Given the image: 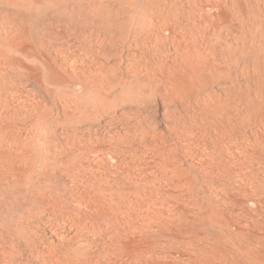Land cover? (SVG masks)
Instances as JSON below:
<instances>
[{
    "label": "bare ground",
    "instance_id": "1",
    "mask_svg": "<svg viewBox=\"0 0 264 264\" xmlns=\"http://www.w3.org/2000/svg\"><path fill=\"white\" fill-rule=\"evenodd\" d=\"M18 1L22 3L25 0H17V2ZM50 1H55L56 3L60 2V0ZM61 1L63 2V0ZM72 1H74L75 3V0ZM79 1L82 2V0ZM27 2L29 1L27 0ZM69 2L66 1L65 3L69 5ZM76 2L78 4V0ZM14 3L16 4V2ZM48 4L50 5V2H48ZM85 4L89 9L84 10L83 13L88 15V17L90 16V14L93 15L92 17L94 19L97 17H105L109 20L108 22L110 24V21H113L112 23H115L120 19V24L116 26L120 27H118L119 29L115 31V28H113V26L116 24H111L109 25V27L108 22H104L107 24L105 25L108 27V31L105 30V33H103V35H100V31L98 32L99 34L95 32L90 39L86 38L87 42L89 43V49H87L88 52L86 53L87 55L85 54L86 58L79 57V55L78 57L81 58L79 59L80 62L72 60L68 64H64L70 70V73L74 77V79L77 80L76 83L79 82L78 84L84 87L85 90L88 87H91V89L94 90H92V94L97 91V94L94 93V96L86 91L84 92L91 95L90 98H92L93 96V101L94 97H97L94 103L91 102L93 104L90 108L87 107V104V108L83 107L85 110L80 107L81 111L83 109V111L80 112V108L78 109L77 107V111L82 114L85 111L88 112L87 121H84L85 124L84 127H82H87L86 129H93L95 132L98 131L101 123L107 126V130L108 126H110V128L112 127L114 131H110L111 133L108 132L110 133V136L106 141H109L111 149H113L114 147H118L119 150L124 151H120V153H125L126 156L123 157L124 154L120 156L119 153L120 158L116 161L119 162L121 160L122 162L124 160L125 162H123L125 163V165H127L128 162L126 161H130L133 159L131 155L129 156L128 153L126 154L125 151H127L128 149V151H130L132 150V148H134L132 153L135 152L134 150L137 147L139 148L141 146L147 147L145 149L146 151L148 148H155L159 151H164L167 149L166 146L169 145L170 140L169 143H167L168 138L166 139V137H163V134H159L161 132H159L157 127L154 126V123L152 125V122H150V117L148 116L149 106L151 104H155L156 106H158V104H160L158 102L161 100V102L164 103V106L170 108V106L172 105L170 113L172 111V108H174L172 116H170L171 114L169 115L168 113V115L164 117L165 119L168 118L167 122L169 121V123H173H168L169 131L173 132L174 135L172 139L177 140L175 142H172L173 147L178 148L179 146L183 151L181 153V156H179L180 154L178 155L179 158H175V154L171 152V154H174V157L170 155V157L173 158H169V161L172 160L170 164L168 159L164 156L168 153L164 154L165 151L162 152L165 159H163V163L162 159L158 161V163L160 162L158 167L161 164L162 165L156 170L155 167H157V165L155 166L153 164L154 167L148 168L150 173L147 171H143L145 167H143L144 169L139 168L140 164L139 162H137L139 159H134L133 165L130 164V167L134 169H131L129 166H125L124 164L122 165L120 162L119 166L120 164L122 165L121 173H117L118 169H116L115 171H111L112 169H109L110 172H102L101 174H99L100 172L98 173L97 171V173L100 175L98 176V178H100V182L97 184H95V182L93 181L94 184L90 185H79V183H75L76 185L70 186L71 183H69V186H66L67 192H64L68 193L69 199L73 203L75 208L73 210H66L68 217H66L67 221L66 218H64V222L66 221L67 223H63V227L65 226L64 224H70V228H76L77 224L80 225V222H82L83 219L85 220L89 217V214H87L88 217L86 218L87 215L83 216L79 211H75L76 208L80 210L79 207L87 208L88 210H86L90 212V216L94 219V221L96 220L95 222H98H94L95 224L90 222L92 218L89 217L90 220L88 218V221L90 222V224H87L89 222L83 221L85 222V226L83 227L82 225V228H79L80 230L77 228L76 231L79 230L82 233H84L83 231H85L90 237L86 238L85 233V236H83V238H85V241L88 239V241L84 242V239L79 235L81 237L79 239L80 242L83 241L85 243V245H82L84 243H81V245L84 246V248L81 250H78V247L79 249L81 248L80 243L79 245L77 244V240L79 237H76L75 240L73 239L75 237L72 238V240H74L75 242L77 241L76 244L78 245V247L74 243L73 244L76 247L71 245L72 247H75L72 249V254L75 256V258L74 261L70 259L71 262L69 261L68 263L128 264L131 260H134L133 262L136 261L135 264H264V0H87ZM75 6L73 5L74 8ZM86 6L81 8L84 9ZM62 7L64 6L62 5ZM75 9L77 10V7ZM70 11L71 13L73 12V10ZM70 11L66 12L65 14H68ZM77 11L76 14L68 15H70L71 17H74V15H82V13L77 14ZM88 19L92 20L91 18ZM79 20L80 19H78L77 21L76 19L75 21L78 23ZM95 20L97 21L98 19ZM53 21L54 20H52V23L54 24ZM58 21L64 20L60 18V20ZM71 21H69V25L71 24L72 26L75 21L73 19L74 22L70 23ZM98 21H100V19ZM67 22L68 19L66 23ZM52 23L51 25H53ZM6 25L7 24H5L4 28L1 27L3 28L1 29L2 31L6 28ZM21 25L22 24H20L18 28H21ZM59 25L61 26V23ZM64 25H62V28H64ZM10 26H7L9 27V32H11ZM42 26L40 27V29L44 28L42 30H44L45 33L47 32L46 30L49 31V29L51 28L50 26L48 27V23L46 24V26H44L43 24ZM71 26L70 30L71 28L72 30L74 29V31L76 29L78 30V28L75 29L77 25H75L74 28ZM45 27L49 29H46ZM102 27H104V24ZM14 29L12 31H14ZM65 29H67L69 33H71L72 31H69V28H67V26L65 27ZM16 30L18 29H15V32H17ZM62 30L65 31L64 29ZM80 30H82V28H80ZM25 31L23 33H26V35L32 34V30H30L31 33H27L28 31ZM51 31L54 35V31ZM3 32L4 34H6V36H8L7 30H4ZM15 32H13V36L18 35H14ZM56 32L57 31H55V36H57ZM80 32L81 31H79V36H82L83 34H80ZM41 33L42 34L39 33L41 36L39 34H37V36L43 37V31ZM115 33H118V37H116ZM1 35L3 34H0V36ZM12 35L9 36V39H15V42L16 38H13ZM26 35H23V37H25ZM67 35L68 34H65V36ZM77 35L78 33L76 34V36ZM6 36L4 37V39L7 38ZM19 36L21 37V34ZM33 37H35L34 33ZM19 38L18 40L20 41ZM32 38L31 40L36 39ZM56 38L57 37H55V39ZM41 39L40 40L42 42H47L44 41L43 38ZM64 39V41H67L69 37ZM83 39L81 38V41H83ZM18 40L16 43H18ZM29 40L30 39H27V43H29ZM52 41H54V39H52ZM25 42L26 41H22V43ZM32 42L33 44H30V46L32 47H30L32 51L34 50L35 52L36 49H38L41 53H39L38 55H46V50H48L47 46L45 47L44 44H41L39 45V47L37 46L38 48L34 49L33 46L35 45L36 47V44L34 41ZM83 42L86 43V41ZM16 43L12 44V49L16 48ZM13 45L16 46L13 47ZM22 45L24 46V44ZM25 45L26 50L28 44ZM51 45L52 43L50 44V46ZM62 47L65 48V44L64 46L62 45ZM67 47L65 50L69 49ZM73 47L75 48L76 46ZM6 48H10V46ZM70 51L73 53L72 49ZM26 52L24 53L27 54ZM1 54L4 55V53ZM11 54H14V52H12ZM54 54L57 53L55 52ZM3 55L2 57H5V55ZM60 55L61 54H59V56ZM98 55L99 57L96 58V56ZM42 56L38 57L42 59ZM56 58L57 60H59L58 57ZM66 58L69 57H67L66 55ZM46 59L47 58H43L45 62H42L47 65V63H49V60L46 62ZM52 59L54 60V58ZM57 63L55 62L56 66L60 68L61 63L59 65H57ZM6 64H8V62ZM49 65L47 66V70H50L49 67L51 66ZM64 65L63 68H65L67 72L65 74H69V70L67 71ZM54 68L55 66L53 67V70ZM71 75H69V77ZM50 77L51 80H53V76ZM66 77L65 79L67 80L68 76ZM70 78L73 79L72 77ZM51 80L49 78V82ZM126 88H131V90L133 88H135L134 90H136V88L140 89L138 91L136 90L137 92L135 91L136 95L134 94V96H131V94L127 98H124L122 96L123 98H120L121 102L119 103V105H115L118 100L116 99V102L112 101L110 99L111 95H113L115 91L117 92V90L119 89H121V91L123 92L127 91V94L128 90H126ZM134 90H132V92ZM130 92L131 91H129V93ZM65 95L67 94H64V98L66 99ZM72 95L73 94L71 93V96ZM75 96H72L73 99ZM5 97L9 99V95H6ZM14 98H18V96ZM10 99L12 98L10 97ZM108 99H110L111 101L109 102ZM20 100L21 99L17 101L18 104L20 103ZM63 101H65L64 103L66 104L68 102H66V100ZM82 102H84L83 98ZM70 104L71 101L69 100L67 106H69ZM18 106L19 105H17V107ZM29 107L32 106L29 105ZM72 109L73 108L71 107V109L69 110ZM47 111H49V109ZM73 114L75 113L73 112ZM23 115H27V113H23ZM75 115L79 114L77 113ZM56 116L57 114L55 115V117ZM26 117L25 121H27L30 116L27 115ZM38 117L36 118V120L38 119ZM63 117L65 116L63 115ZM69 117H67V120ZM21 118L22 117L17 119ZM71 118L75 119L76 116ZM93 119L97 120V123ZM31 121L29 125H31ZM79 121H81V119H79ZM79 121L78 123H80ZM68 122L66 124H68ZM36 124L38 123L36 122ZM69 124H71V122ZM7 126L8 125H6V127ZM21 126L23 127L22 124ZM70 126H72V124ZM138 126H140L141 128L139 127L140 129H138ZM24 128L26 129V127ZM79 128L80 127L78 126L77 129L80 130L81 128ZM83 128L81 130H83ZM19 129L22 128L19 127ZM0 130H2V128ZM138 132H140L139 135H141V138L144 137V140H139V137H137ZM30 133L31 132H29V134ZM89 133L92 134L91 131ZM22 140H20V142L18 141V143L16 142L17 144L15 143L16 147L12 145V147L10 148V143L7 144V146H9V149L7 148V150L13 155L14 159H10V162L6 161L4 163L3 160L2 162H0V183L3 181L6 184L10 182L9 188L13 186V183H15V186L16 184H19L21 189L20 193H22L23 195V197H21L22 199H24V203L26 204L28 210L33 209L35 202L37 201V203H39L41 198V201L43 203H39L40 206L38 204L36 205L38 211L39 209H42L44 205V207L48 205L49 208L53 209L49 212L54 211L55 209H57L58 213H60V211H65L66 206L63 207L62 204L59 203L63 199L61 197L59 199L58 195L53 193L50 189H45V187H42L41 185L43 179L47 180L50 177L51 173L49 170H47L48 167L46 169V164H44V162L42 161L43 163L40 166L41 169L38 168L37 171H32L33 160L29 158L31 152L30 154H28L29 152H27V154L24 153L23 145L25 146L27 142L24 143ZM102 140H98V142H101ZM46 141L44 140L43 142ZM71 141L74 142V140ZM12 142H14V140L11 141V144H13ZM66 143L68 144V142ZM95 143L97 142L95 141ZM33 144L35 143L32 142L31 145L33 146ZM103 144L104 142L101 143V145ZM17 145H20V147ZM2 146H0V148ZM103 146H99V150H101L100 148L104 149L106 147L105 146L103 148ZM169 147L172 148V145ZM138 148L136 150H138ZM30 149L33 148L31 147ZM157 150L156 153H158ZM173 150L175 151L174 148ZM85 151L86 150H84L83 152ZM112 151L113 150H108V152ZM166 151L169 152L168 149ZM38 152L40 151L38 150ZM39 155L40 157L42 156L41 154ZM97 155L99 154L97 153ZM102 155H104V153H102ZM127 155L132 159H127ZM141 155L138 154V156ZM154 155V157L159 156L158 154ZM148 156V159H152L150 155ZM45 157H48V155ZM3 158L6 159V157H2V159ZM107 161L108 160H104L103 162L102 160L105 168H110L109 165L112 164L108 163H111V161ZM139 161L142 162L143 160ZM102 162H99V164H102ZM5 164H7L6 166H9V171L8 169H6L7 167H5ZM38 164L39 163L37 162V165ZM141 164L143 165L144 162ZM104 165H101L103 166V169H105ZM113 166V168H117L118 164L116 163V166L113 164ZM42 168H44V171H42ZM81 168L83 167L81 166ZM17 169L18 172L16 171ZM30 169L33 173L35 172V174L31 175L32 177H29L30 179H26L27 182H25L24 178L28 176L26 175L27 173L25 174V172L30 171ZM65 170L63 171L65 172ZM63 171H61V173ZM20 172H22V174H25L26 177L24 175L23 177ZM83 178L82 182L84 180ZM11 180L14 182H11ZM17 180L19 182H17ZM73 180L78 179L75 178ZM6 184L3 189L0 187V195L2 192H6L7 189L4 190L8 187V185ZM13 188L14 186L12 187V190ZM41 190L43 192L40 197L39 195L41 194ZM37 192L40 194L37 195ZM61 208L63 211L60 210ZM67 211L71 213L69 214ZM24 213L25 212H23V214ZM66 213L64 214L66 215ZM17 218L19 219V217ZM58 219H55V221H57ZM48 221V225H51L52 227L56 226V223L50 224L48 223ZM25 222L26 225H28L29 221L27 220L24 221V223ZM43 223L45 224L46 222L43 221ZM58 223V226H61V222L58 221ZM34 224L36 225L38 223L35 222ZM47 224H45L46 226H44L46 228L50 227ZM14 226L15 225H13V227ZM18 226L17 228L21 231L22 229ZM3 228L6 229V227ZM43 230L42 232H44ZM66 230L67 229H65V232ZM72 230L73 232L71 233H74L75 229ZM16 231L17 230H15V233L12 234L13 236L16 235L17 232L19 233V230L17 232ZM79 231L77 232V234L80 233ZM21 232L23 233V230ZM30 234L29 238L32 236H30ZM34 234H36V232ZM16 236H14L13 238H15ZM36 236L38 237L39 233ZM61 240H63V238ZM67 240L66 242H68ZM2 241L6 242V239ZM5 242L3 243L5 244ZM3 243L0 244V264H7L5 261L7 259V248H5L6 244L4 245ZM54 243H57L55 249L57 247L59 248L60 246L63 247V245H58L60 242ZM27 245H29V243ZM51 245L53 247L54 244L52 243ZM52 247L49 250L50 253H52L51 251H53L51 250ZM72 247L69 246L68 248ZM39 249L41 250V248ZM74 249L78 251L75 252ZM40 250L37 252H40ZM42 250L44 251V249ZM42 252H40V254ZM50 253L47 254L50 255ZM56 253H59V256L62 255L59 251H56L55 254ZM35 254L37 253H34V255ZM49 255L45 258H47V260H50V263H46L45 261L47 260H45L44 262L46 264H68L64 262V259H66L65 257H63L64 252L62 255L64 259H61L59 256L54 257L52 255V257H49ZM36 257L41 258L39 256H35V258ZM43 257L44 256H42V258ZM41 261L42 260H40L39 262ZM40 264H44L43 261Z\"/></svg>",
    "mask_w": 264,
    "mask_h": 264
},
{
    "label": "rangeland",
    "instance_id": "2",
    "mask_svg": "<svg viewBox=\"0 0 264 264\" xmlns=\"http://www.w3.org/2000/svg\"><path fill=\"white\" fill-rule=\"evenodd\" d=\"M20 1H22V0H20ZM29 2H27V0H25L24 2H17V0H0V31H1V33L0 34H3V35H1L0 36V51H1V53H4V55L5 54H7V53H9V54H7V55H5V57H2V55L3 54H1L0 53V129L2 128V130H0V146H2L1 148H0V150L1 151H4V152H1L0 153V162H2V160H3V162L5 163L6 161L7 162H10V159H14V157H13V155L7 150V148L9 149V146H10V148L12 147V145H14L15 146V143L17 142L18 143V141L20 142V140H22V139H24V140H22L24 143L25 142H27L26 143V145L24 146L23 145V147H24V153H26L27 154V152H29L28 154H30V152H31V154H30V156H29V158H31V160H33L32 161V163H33V167H32V171H34V170H38V168H40L41 169V164L44 162V164H46V169H47V167H48V169L47 170H49L50 171V177L46 180V179H43L42 180V183H41V185H42V187H45V189H50L53 193H55L56 195H58V198L60 199V197L63 199H61L62 201L61 202H59V199H58V202L59 203H61L62 204V206L63 207H65V211H63L62 210V208L60 209V210H62L64 213H66V210H73L74 208H75V206L73 205V203L70 201V199H69V196H68V193H66L67 191H66V188L69 186V183H71L70 184V186L71 185H76L75 183H79V185H90V184H94V182H95V184H97V183H99L100 182V178H98V176H100L99 174H101L102 172L103 173H108V172H110V170L111 171H115L116 169H118L117 170V173L118 172H120L121 173V171H122V165L124 164L125 165V161L123 162H121V160L119 161V162H117L116 160H119V158H120V156L121 155H123V157H125L126 155H125V153H120V151L121 152H124V151H122V150H119V148L118 147H114L113 149H111V147H110V145H109V141H106L107 139H108V137L110 136V133L112 132V131H114V129L111 127L110 128V126H108V130H107V126L105 125V124H100V127L99 128H101V129H99L98 128V131L97 132H95L93 129H90L89 127V129H86L87 127H85V128H83L84 127V121H87V117H88V112H83V114L82 113H80V112H82L83 111V109L84 108H87V107H91L92 106V104L95 102V99L97 98V97H94V101H93V96H94V93H96L97 94V91H95L93 94H92V90L93 89H91V87H88L86 90H85V88L84 87H82L81 85H79L78 83H76L77 82V80L76 79H74V77L71 75V73H70V70L64 65L65 63L66 64H68L69 62H71L72 60L74 61H76V62H80L79 61V59H81V58H79V57H82V58H86V56H85V54L88 52V50L87 49H89V43L87 42V39H90L92 36H93V34L96 32L97 34H99L100 33V35L102 34L103 35V33H105V30H107L108 31V27L106 26L107 24L106 23H104V22H108L109 20L108 19H106L105 17H101V18H95V19H100V21H96L92 16V14H90V16L88 17V15H86L85 13H83V11L84 10H86V9H89L88 8V6H86V4H85V2L87 1V0H82V2H80L79 0H78V4H77V0H75V3H74V1H72V0H70V2H69V0H63V2L60 0V2H55V1H48V0H34V1H31V0H28ZM31 1V2H30ZM42 1H43V3H42ZM59 1V0H58ZM69 2V5L67 4V3H65V2ZM14 2H16V4L14 3ZM33 2H35V3H33ZM40 2V3H39ZM48 2H50V5L48 4ZM56 4H55V3ZM73 2V3H72ZM21 5H20V4ZM30 3H31V5H30ZM61 3V4H60ZM84 3V4H83ZM15 4V5H14ZM34 4H36V5H34ZM41 4V5H40ZM13 5V6H12ZM44 7H43V6ZM47 5V6H46ZM58 5H59V7H58ZM62 5L64 6V7H62ZM73 5L75 6V8L77 7V10L80 8V9H82V10H76L74 7H73ZM86 6L84 9L83 8H81V7H84V6ZM27 6V7H26ZM32 6V7H31ZM34 6H36V7H34ZM54 6V7H53ZM67 6H69V7H67ZM80 6V7H79ZM30 8V10H29V8ZM62 7V8H61ZM27 8V9H26ZM44 8H46V9H44ZM17 9V10H16ZM70 10H73V12L71 13V11ZM6 11V12H5ZM30 11V12H29ZM35 11V12H34ZM63 11V12H62ZM68 11H70L68 14H70V15H72V14H76V11H77V14H79V13H82V15H74V17L72 16H70V15H68V14H65L66 12H68ZM82 11V12H81ZM13 12V13H12ZM15 12V13H14ZM18 12V13H17ZM62 14H61V13ZM11 13H12V15H11ZM44 15V16H43ZM66 16H70L69 18L68 17H66ZM82 16H84V17H82ZM8 17V18H7ZM62 19V20H64V21H58V20H60V18ZM93 18L92 20H89L88 18ZM19 18V19H18ZM25 18V19H24ZM42 18V19H41ZM59 18V19H58ZM65 18V19H64ZM86 18H87V20H86ZM9 19H10V21H9ZM67 19H68V22L66 23V21H67ZM71 19H72V21H71ZM73 19H74V21L77 19V21H78V19H80L79 20V22L77 23L76 21H75V25H77V27H75V29L76 28H78V30L76 29L75 31H74V29L72 30V28H71V30H70V26H71V24L69 25V21H71L70 23H72V22H74L73 21ZM25 20V21H24ZM31 20V21H30ZM52 20H54L53 22H54V24L52 23ZM94 20V21H93ZM120 20V19H119ZM118 20V21H119ZM21 21H23V22H21ZM89 21H93V22H89ZM118 21H116L115 23H112L113 21H110L111 22V24H116V25H114L113 26V28H115V31L117 30V29H119L118 27H120V26H118V27H116L117 25H119L120 24V21L118 22ZM11 22V23H10ZM36 22V23H35ZM41 22V23H40ZM57 22V23H56ZM59 22V23H58ZM97 22V23H96ZM45 23V24H44ZM48 23V27L50 26L51 28L49 29V28H47V27H45L46 29H49V31L48 30H46L47 32L45 33V31L44 30H42V29H44V28H42V29H40V27L42 26V24L44 25V26H46V24ZM49 23H50V25H49ZM51 23L53 24V25H51ZM61 23V26L59 25ZM64 23H65V25H64ZM3 24V25H2ZM5 24H7L6 25V28L4 29L5 31L7 30V32H5V33H7L8 34V36H6V34H4V30L2 31L1 29H3L4 28V26H5ZM9 24V25H8ZM15 24V25H14ZM20 24H22L21 25V28L19 27L18 28V26H20ZM24 24V25H23ZM56 24H58V25H56ZM74 24H72V26L71 27H73L74 28ZM103 24H104V27H102L103 26ZM106 24V25H105ZM109 22H108V26L109 25H111ZM11 25V26H10ZM62 25H64V28H62L63 26ZM74 25V26H73ZM80 25V26H79ZM84 25H85V28H84ZM99 25V26H98ZM101 25V26H100ZM7 26H10V29H11V32H9L10 30H9V27H7ZM13 26V27H12ZM15 26V27H14ZM67 26V28H69V31H71V33H69L68 32V30L67 29H65V27ZM1 27H3V28H1ZM24 27V28H23ZM43 27V26H42ZM59 27H61V28H59ZM107 27V28H106ZM110 27V26H109ZM18 29V30H16L17 32H15V29ZM80 28H82V30H80ZM14 29V31H12ZM40 29V30H39ZM56 29V30H55ZM62 29H64L65 31H67V32H65V31H63ZM84 29V30H83ZM94 29V30H93ZM99 29V30H98ZM26 30V31H25ZM30 30H32V34H28V35H30V36H28V35H26V33L24 34L23 32L25 31V32H27V33H31L30 32ZM43 31V33H44V35H42L43 37H39V36H37V34H42L41 32ZM51 30H55V31H57L56 33H57V36H55L56 34H55V31H54V35L52 34V31ZM102 30H103V32H102ZM37 31H40V32H37ZM79 31H81L80 32V34L82 33L83 35L81 36H79ZM100 31V32H99ZM114 31V32H115ZM13 32H15L14 33V35H17V36H13L12 34H13ZM51 32V33H50ZM75 32H77L78 33V35L76 36V34L77 33H75ZM99 32V33H98ZM102 32V33H101ZM119 32V31H118ZM21 34V37L19 36L20 34ZM33 33H34V35H35V37H33ZM74 33H75V35H74ZM92 35H91V34ZM13 36V38H16V41L14 42V40L15 39H12L11 37V39H9V36H11V35ZM39 34V35H40ZM48 34V35H47ZM50 34H51V36H50ZM65 34H68L67 36L69 37V39H67V41H64L65 39L64 38H68L67 36H65ZM86 34V35H85ZM23 35H26L25 37H23ZM65 36V37H63V36ZM115 35H116V37H118V33H115ZM7 37L8 39H9V41H8V39L7 38H5L4 39V37ZM20 38H19V37ZM28 36V37H27ZM33 38H36V36H37V38L36 39H33ZM41 36V35H40ZM47 36H49V37H47ZM53 36H54V38H53ZM59 36V37H58ZM74 36V37H73ZM76 36V37H75ZM80 38H79V37ZM29 37H31L33 40H31V38H29ZM46 37H47V39H46ZM51 37H52V39H54V41H52V39H51ZM55 37H57L56 39H55ZM18 38L20 39V41L18 40ZM22 38V39H21ZM25 38H27V39H30L31 40V42L32 41H34L35 42V44H36V47H35V45L33 46L34 47V49L35 48H38L39 47V45H41V44H44L45 45V47L47 46V49L48 50H46V55H38L40 52H39V50L38 49H36V51L34 52V50L32 51V47L30 46V44L32 45L33 44V42L31 43L30 42V40L28 41L29 43H27V39H25ZM41 38H43L44 39V41H47V42H42L40 39ZM72 38V39H71ZM76 40H75V39ZM79 38V39H78ZM81 38L83 39V41H86V43L85 42H83V41H81ZM87 38V39H86ZM6 39H7V41H6ZM25 39V40H24ZM39 39V40H38ZM50 39V40H49ZM62 39V40H61ZM71 39V40H70ZM74 39V40H73ZM86 39V40H85ZM2 40H4V41H2ZM17 40H18V43H16L17 42ZM49 40V41H48ZM56 40H58V41H56ZM73 40V41H72ZM22 41L24 42V41H26L25 43H22ZM56 41V42H55ZM21 42V43H20ZM58 42V43H57ZM62 42V43H61ZM64 42V43H63ZM73 44H72V43ZM81 42V43H80ZM9 43H10V45H9ZM13 43H16V45L19 47H17L16 45H13V47H15L16 46V48H13L12 49V44ZM52 43V45L50 46V44ZM74 43H75V45H74ZM22 44H24V46L21 45ZM25 44H28V46H27V48H26V50H27V52H26V50H25ZM46 44H48V45H46ZM58 44H59V47H58ZM64 44H65V48L64 47H62V45L64 46ZM70 44V45H69ZM86 44V45H85ZM95 44V43H94ZM4 45V46H3ZM7 45V46H6ZM20 45V46H19ZM54 45V46H53ZM80 45V46H79ZM9 47L10 46V48H6V47ZM38 46V47H37ZM60 46H61V48H60ZM68 46V47H67ZM73 46H76L75 48L73 47ZM87 46H88V48H87ZM31 47V48H30ZM51 47H52V49H51ZM66 47L67 48H71L72 50H73V53L69 50V49H67L68 50V52H67V50H65L66 49ZM85 47V48H84ZM95 47H96V45H95ZM2 48V49H1ZM3 48H5V49H3ZM21 48V49H20ZM74 48V49H73ZM6 49H7V51H6ZM16 49H17V51H16ZM24 49V50H23ZM29 49H31V50H29ZM63 49V50H62ZM16 52H15V51ZM10 51H11V53L12 52H14V54H11L10 53ZM30 51V52H29ZM64 51H66V52H64ZM82 53H81V52ZM84 51V52H83ZM24 52H26L27 54H25ZM49 52V53H48ZM57 53V54H54V53ZM61 52H63V53H61ZM16 53V54H15ZM24 53V54H23ZM65 53H66V55H67V57H69V58H66V55H65ZM41 54V53H40ZM55 55V57H54V55ZM59 54H61L60 56H59ZM3 55V56H4ZM24 57H23V56ZM51 55H53V56H51ZM56 55H58V56H56ZM80 55V56H79ZM87 55V54H86ZM6 56H9V57H6ZM38 56H42V59L40 58V57H38ZM61 56H62V58H61ZM79 56V57H78ZM2 57V58H1ZM56 57H58L59 58V60H57V58ZM99 57V55L98 56H96V58H98ZM7 58V59H6ZM43 58H47L46 59V62L48 61L49 63H50V65H49V63H47V65L45 64V63H43V62H45V60H43ZM52 58H54V60L52 59ZM18 59V60H17ZM62 60H63V62H62ZM70 60V61H69ZM43 61V62H42ZM52 61H53V64H52ZM57 61H58V63H57ZM60 61V62H59ZM8 62V64H6ZM24 62V63H23ZM36 64H35V63ZM55 62L57 63V65H59L60 63V68L58 67V66H56V64H55ZM38 63V64H37ZM25 64V65H24ZM33 64V65H32ZM6 65V66H5ZM8 65V66H7ZM21 67H20V66ZM51 66V67H49L50 68V70H47L48 68H47V66ZM63 65H64V67H66V69H67V71H68V73L69 74H65V73H67L66 72V70H65V68H63ZM10 66V67H9ZM13 66V67H12ZM35 66V67H34ZM55 66V68H54V70H53V67ZM38 67V68H37ZM61 67H62V69H61ZM17 69V70H16ZM20 69H21V71H20ZM19 70V71H18ZM56 70V71H55ZM65 71V72H64ZM41 72V73H40ZM57 72V73H56ZM28 74V75H27ZM30 75H32V76H30ZM54 75H55V77H54ZM62 75V76H61ZM64 75H66V76H68V79L66 80L65 79V77L66 76H64ZM69 75H71L70 77H72L74 80H75V83H74V80L73 79H71L70 77H69ZM50 76H53L52 77V79L53 80H51V77ZM61 76V77H60ZM24 77V78H23ZM26 77V78H25ZM28 77H30V78H28ZM34 77V78H33ZM28 78V79H27ZM49 78H50V82H49ZM67 78V77H66ZM22 79V80H21ZM25 79V80H24ZM36 79V80H35ZM45 79V80H44ZM60 79V80H59ZM72 80V82H71V80ZM23 80H24V82H23ZM27 80H28V82H27ZM70 82H69V81ZM38 81V82H37ZM54 81V82H53ZM47 82V83H46ZM52 82V83H51ZM66 82H68V83H66ZM21 83V84H20ZM62 83V84H61ZM65 83V84H64ZM52 84V85H51ZM59 84V85H58ZM18 87H17V86ZM20 85V86H19ZM5 86V87H4ZM19 90H18V89ZM12 89V90H11ZM21 89V90H20ZM91 89V90H90ZM118 89V88H117ZM135 88H133L132 90H134ZM140 88H136V90L138 91ZM73 90H74V92H73ZM90 90V91H89ZM120 90V91H119ZM119 90H117V92L115 91V95L113 94V95H111V97H110V99L112 100V101H117L118 100V102H113V103H115V105H119V103L121 102V99L124 97V98H127V97H129V95L131 94V96H134V94L136 95V93H135V91L136 90H134L133 92H132V90H131V88H126V90H128V93H129V91H131L129 94L127 93L126 94V92H123V91H121V89H119ZM21 91V92H20ZM66 93H65V92ZM72 91V92H71ZM88 92L89 94H91V95H93L92 96V98H90V96L91 95H89V94H87V93H84V92ZM94 91V90H93ZM125 91V90H124ZM136 91V92H137ZM7 92V93H6ZM16 92V93H15ZM60 92V93H59ZM70 93V95H69V93ZM91 92V93H90ZM123 92V93H122ZM6 93V94H5ZM9 93V94H8ZM71 93L73 94L72 96H75L74 97V99H73V97L71 96ZM81 93H82V95H81ZM119 93V94H118ZM4 94V95H3ZM11 94V95H10ZM18 94H20L21 95V98H20V95H18ZM60 94V95H59ZM64 94H67L68 95V97H67V95H65V97H66V99L64 98ZM75 94V95H74ZM85 94V95H84ZM96 94H95V96H96ZM126 94V95H125ZM8 96L9 95V99H7V97H5V96ZM87 95H88V97H87ZM119 95V96H118ZM128 95V96H127ZM18 96V98H14V97H17ZM42 96V97H41ZM70 96H71V98H70ZM78 96V97H77ZM82 96H84L85 97V99H84V97H82ZM113 96V97H112ZM123 96V97H122ZM10 97L12 98V99H10ZM77 97V98H76ZM83 98V101L84 102H82V98ZM108 97V98H109ZM5 98V99H4ZM63 98V99H62ZM68 98V99H67ZM87 98V99H86ZM121 98V99H120ZM17 99V100H16ZM19 99H21L19 102V104L17 103V101L19 100ZM29 99V100H28ZM54 99V100H53ZM72 99V100H71ZM81 99V100H80ZM92 99V100H91ZM110 99H108L109 100V102L111 101ZM117 99V100H116ZM3 100V101H2ZM7 100V101H6ZM10 100V101H9ZM61 100V101H60ZM63 100H66V102H67V104L66 103H64L65 101H63ZM69 100L71 101V104L69 105V106H67L68 105V103H69ZM12 101V102H11ZM32 101V102H31ZM73 101H75V102H73ZM81 101V102H80ZM7 102V103H6ZM23 102V103H22ZM30 102V103H29ZM85 102H87V103H85ZM91 102H93V103H91ZM10 103V104H9ZM22 103V104H21ZM28 103V104H27ZM33 103V104H32ZM35 103V104H34ZM79 103V104H78ZM158 103H160V104H158V106H156L155 104H151L150 106H149V110H148V116L150 117V122H152V125H153V123H154V126L155 127H157V129H158V131L159 132H161V133H159V134H163V137L165 138L166 137V139L168 138V142L167 143H169V140H170V143H169V145L168 146H166L167 147V149H168V151L169 152H167L166 150H164L165 151V153L164 154H167V155H164L167 159H168V161H169V158L170 159H173V158H171L170 157V155H172L173 157H174V154H175V158H179V156H181V153H182V149H180V147L178 146V148L176 147H173V141L175 142V141H177V140H175V139H172L173 137H174V135H173V132H170L169 131V128H168V123H169V121L167 122V120H168V118H166L165 119V117L164 116H166V115H168V113H169V115L170 116H172V114H173V109L174 108H172V111H171V113H170V109H171V107H172V105L170 106V108L169 107H167V106H164V103L163 102H161V100L158 102ZM163 103V104H162ZM15 104V105H14ZM24 104V105H23ZM27 106H26V105ZM65 104H66V106H65ZM88 104V105H87ZM89 104H91V105H89ZM17 105H19L18 107H17ZM24 106V107H22V106ZM29 105L30 106H32V107H29ZM56 105V106H55ZM86 105H87V107H86ZM15 106V107H14ZM58 106V107H57ZM16 107H17V109H16ZM20 107H22V108H20ZM26 107H27V109H26ZM57 107V108H56ZM71 107L73 108L72 110H69V109H71ZM77 107H78V109L81 107V108H83L82 109V111H81V108H80V112H78L77 110ZM166 107V108H165ZM3 108V109H2ZM36 108V109H35ZM76 108V109H75ZM93 108V107H92ZM6 109H8V110H6ZM49 109V111H47ZM63 109H65V110H63ZM75 109V110H74ZM167 109H168V111H167ZM15 110V111H14ZM20 110V111H19ZM25 110V111H24ZM55 110V111H54ZM85 110V109H84ZM119 110V109H118ZM16 111H18V112H16ZM29 111V112H28ZM35 111V112H34ZM46 111V112H45ZM66 111V112H65ZM72 111V112H71ZM77 111V112H76ZM15 112V113H14ZM24 114H26L27 113V115L28 116H30L29 117V119L27 120L28 121V123H27V121H25V119L27 118L26 116L27 115H23V113ZM34 113V114H32V113ZM42 112H44V113H42ZM48 112V113H47ZM50 112V113H49ZM52 112V113H51ZM62 112H63V114H62ZM68 112V113H67ZM71 112V113H70ZM73 112L75 113V114H79V115H75V114H73ZM54 113V114H53ZM66 113H67V115H66ZM72 114V115H70V114ZM32 114V115H31ZM40 117H38L37 115ZM43 114V115H42ZM57 114V116L55 117V115ZM87 114V115H86ZM12 115V116H11ZM15 115V116H14ZM17 115V116H16ZM23 115V116H22ZM34 115V116H33ZM38 117V119L36 120V116ZM50 115V116H49ZM63 115L65 116V117H63ZM76 116V118L75 119H72L71 117H75ZM15 118H14V117ZM70 116V117H69ZM109 116V115H108ZM111 116V115H110ZM146 116V115H145ZM20 118V117H22L21 119H17V118ZM26 117V118H25ZM67 117H69L68 118V120H67ZM56 118V119H55ZM63 118V119H62ZM93 118H95V117H93ZM32 121H31V120ZM41 119V120H40ZM58 119V120H57ZM72 119V120H71ZM79 119H81V121H79ZM23 122H22V121ZM47 120V121H46ZM57 120V121H56ZM61 120V121H60ZM71 120V121H70ZM80 122V123H78V121ZM94 120V119H93ZM4 121V122H3ZM21 121V122H20ZM30 121H31V125H29L30 124ZM44 121V122H43ZM69 121V122H68ZM94 121H96V123H97V120H94ZM10 122V123H9ZM17 122H18V124H17ZM27 123V124H25V123ZM36 122L38 123V124H36ZM59 122V123H58ZM63 122H65V123H63ZM68 122V124H66ZM71 122V124H72V126H70L71 124H69ZM15 123H16V125H15ZM19 123H20V126H19ZM49 123V124H48ZM21 124L23 125V127L21 126ZM24 124H25V126H24ZM63 124V125H62ZM82 129L83 128V130H81L80 128V130H78L77 129V125ZM81 124V125H80ZM164 124H166V125H164ZM169 124H173V123H169ZM6 125H8L7 127H6ZM14 125V126H13ZM74 125H76V126H74ZM12 126V127H11ZM83 126V127H82ZM19 127L20 128H22V129H19ZM24 127H26V129L24 128ZM29 127H30V129H29ZM51 127V128H50ZM70 129H69V128ZM140 126H138V129H140L139 128ZM7 128H9V129H7ZM105 128V129H104ZM52 129V130H51ZM73 129H76V130H73ZM86 129V130H85ZM110 129V130H109ZM113 129V130H112ZM4 130V131H3ZM7 130V131H6ZM10 130H12V131H10ZM19 130H21V131H19ZM29 130H31V131H29ZM85 130V131H84ZM169 131V133H168V131ZM25 131H27V132H25ZM31 132L30 134H29V132ZM34 131V132H33ZM53 131V132H52ZM79 131H81V132H79ZM84 133H83V132ZM92 132V134L91 133H89V132ZM104 133H103V132ZM106 131V132H105ZM111 131V132H110ZM163 131V132H162ZM64 132V133H63ZM94 132V133H93ZM108 132H110V133H108ZM48 133V134H47ZM96 133H98V134H96ZM108 133V134H107ZM9 134V135H8ZM63 134V135H62ZM69 134V135H68ZM94 134H95V136H94ZM140 134V132H138V134H137V137H139V140H144V137H142L141 138V135H139ZM7 135V136H6ZM28 135V136H27ZM68 135V136H67ZM79 135V136H78ZM91 135V136H90ZM63 136V137H62ZM90 136V137H89ZM47 137V138H46ZM99 139H98V138ZM15 138H16V141H15ZM19 140H18V139ZM46 138V139H45ZM65 139V140H64ZM74 140V142L73 141H71V140ZM103 139V140H102ZM8 140V141H7ZM14 140V142H12L13 144H11V141H13ZM46 141V142H43V141ZM68 140V141H67ZM98 140H102L101 142L99 141L98 142ZM105 140V141H104ZM4 141H5V143H4ZM90 141H91V143H90ZM95 141L97 142V143H95ZM32 142H34L35 144H33V146L31 145L32 144ZM41 142V143H40ZM59 142V143H58ZM63 142V143H62ZM66 142H68V144L69 145H71V146H69ZM72 142V143H71ZM84 142V143H83ZM102 142H104V144L103 145H105V146H103V145H101V143ZM10 143V145L9 146H7V144H9ZM16 143V144H17ZM89 145H88V144ZM95 143V144H94ZM4 144H5V146H4ZM60 144V145H59ZM42 145H47V146H42ZM88 145V146H87ZM91 145H92V148H91ZM172 145V148L171 147H169V146H171ZM177 145H179V144H177ZM17 146H19L20 147V145H17ZM99 146L101 147V146H103V148L104 149H102V148H100L101 150H99ZM16 147V146H15ZM14 147V148H15ZM33 148V149H27V148ZM43 147V148H42ZM46 149H45V148ZM90 147V148H89ZM109 147H110V149H109ZM113 147V146H112ZM27 149V151H26V149ZM51 148V149H50ZM68 148V149H67ZM94 148H96V149H94ZM118 148V149H117ZM138 148V147H137ZM136 148V149H137ZM147 147H143V146H141V147H139L138 148V150H134L135 152H133L132 153V151H133V149L134 148H132V150H130V151H125L126 152V154L128 153L129 154V156L131 155L132 156V158L130 157L129 158V156L127 155V159H132V160H130V161H126V162H128V164L127 165H125V166H131V165H133V160L134 159H139V160H143L142 162H140L139 160L137 161V162H139V164H140V166H139V168H141V169H144L143 167H145V169L143 170V171H147V172H149L150 173V171L148 170V168L149 167H154L153 166V164L156 166L157 165V167H155V169L157 170L159 167H158V165H159V163H158V161H160L161 159H162V163H163V159H165V157L163 156V153L162 152H164V151H159V150H157V149H155V148H148L147 149V151L145 150ZM169 148H170V150H169ZM173 148L175 149V151L173 150ZM88 149V150H87ZM90 149V150H89ZM115 149H117V150H115ZM140 149V150H139ZM12 150V149H11ZM29 150V151H28ZM34 150V151H33ZM37 150V151H36ZM38 150L40 151V152H38ZM50 150V151H49ZM69 150V151H68ZM84 150H86L85 152H83ZM97 150H99V151H97ZM108 150H113L112 152H108ZM146 152H145V151ZM151 150V151H150ZM153 150H155V151H153ZM156 150H157V152L158 153H156ZM14 151V150H13ZM47 151H49V152H47ZM97 151V152H96ZM105 151V152H104ZM115 151V152H114ZM138 151V152H137ZM150 151V152H149ZM41 152H43V153H41ZM62 152V153H61ZM66 152V153H65ZM151 152H153V153H151ZM171 152H173L172 154H171ZM176 152V153H175ZM7 153V154H6ZM41 154L42 156L40 157V155L39 154ZM52 153V154H51ZM76 153V154H75ZM91 153V154H90ZM97 153L99 154V155H97ZM102 153H104V155H102ZM108 153V154H107ZM110 153V154H109ZM114 153V154H113ZM119 153H120V156H119ZM170 153V154H169ZM10 154V155H9ZM34 154V155H33ZM48 155V157H45V156H47ZM66 154V155H65ZM112 154V155H111ZM117 154V155H116ZM138 154L139 155H141V156H138ZM146 154H147V156H146ZM154 154H158L159 156H157V157H154L155 155ZM180 154V155H179ZM6 155V156H5ZM32 155V156H31ZM100 155H102V156H104V157H102V156H100ZM113 155H114V158H113ZM148 155H150L151 157H152V159L150 158V159H148L147 157H149ZM169 155V156H168ZM179 155V156H178ZM27 156V157H28ZM50 156V157H49ZM67 156V157H66ZM119 156V157H118ZM144 156V157H143ZM163 156V157H162ZM178 156V157H177ZM2 157H6V159H2ZM63 157V158H62ZM96 157V158H95ZM101 157H102V159H101ZM118 157V158H117ZM138 157V158H137ZM154 157V158H153ZM41 158V159H40ZM78 158V159H77ZM98 158H100V159H98ZM104 158V159H103ZM140 158H143V159H140ZM148 159V160H146V159ZM38 159V160H37ZM49 159V160H48ZM61 159V160H60ZM68 159H69V161H68ZM110 159V160H109ZM9 160V161H8ZM81 160H83V161H81ZM100 160V161H99ZM102 160H103V162H104V160H108V161H111V163H108V164H112V165H109V167L110 168H105V165L103 164V162H102ZM156 160H157V162H156ZM12 161V160H11ZM35 161V162H34ZM40 161V162H39ZM43 161V162H42ZM47 161H48V163H47ZM50 161V162H49ZM61 161V162H60ZM65 161V162H64ZM71 161V162H70ZM107 161V162H108ZM147 163H146V162ZM172 160H170L169 161V164H170V162H171ZM37 162L39 163L38 165H37ZM63 162V163H62ZM70 162V163H69ZM86 164H85V163ZM89 162H90V164H89ZM99 162L101 163L102 162V164H99ZM121 162V164H120V166H119V163ZM130 162V163H129ZM144 162V166L141 164V163H143ZM36 163V164H35ZM76 163V164H75ZM116 163L118 164V167L116 168H113L114 166H113V164L116 166ZM156 163V164H155ZM8 164V163H7ZM7 164H5V167H7L6 169H8V171H9V166H6ZM50 164V165H49ZM62 164V165H61ZM70 164V165H69ZM131 164V165H130ZM97 165V166H96ZM101 165H104V168L105 169H108V170H105V169H103V166H101ZM43 166V165H42ZM57 166V167H56ZM59 166H60V168H59ZM81 166L83 167V168H81ZM99 166V167H98ZM112 166V167H111ZM138 166V165H137ZM136 166V167H137ZM74 169H73V168ZM75 167H77V168H75ZM88 167V168H87ZM98 167V168H97ZM107 167V166H106ZM124 167V166H123ZM57 168V169H56ZM79 168V169H78ZM90 168V169H89ZM99 168H102V169H99ZM131 169H134V168H132V167H130ZM44 168H42V171H44L43 170ZM67 171H66V170ZM71 169V170H70ZM87 169V170H86ZM98 169V170H97ZM110 169V170H109ZM121 169V170H120ZM55 170V171H54ZM63 170H65V172L63 171ZM79 170H80V172H79ZM101 170V171H100ZM17 172H18V169L16 170ZM30 171H31V169H30ZM30 171H26L25 172V174L26 175H28L27 177H26V175L25 174H22V172H20L21 173V175L23 176H25L26 178H24L25 180V182H27L26 181V179H30L29 177H32L31 175H34L35 174V172L33 173L32 171L30 172ZM41 171V170H40ZM58 171V172H57ZM61 171H63L62 173H61ZM96 171V172H95ZM97 171H98V173H97ZM72 172V173H71ZM80 174H79V173ZM83 172V173H82ZM24 173V172H23ZM33 173V174H32ZM78 174H79V176H78ZM97 174V175H96ZM65 175H67V176H65ZM23 176V177H24ZM52 176V177H51ZM63 177V178H62ZM84 177V178H83ZM68 178V179H67ZM75 178H77L78 180H73V179H75ZM80 178V179H79ZM82 178L84 179L83 180V182H82ZM91 178V179H90ZM151 178V177H150ZM90 179V180H89ZM94 179V180H93ZM80 180V181H79ZM75 181H78V182H75ZM94 181V182H93ZM11 182H14V181H12L11 180ZM17 182H19L18 180H17ZM74 182V183H73ZM87 182V183H86ZM92 182V183H91ZM5 182L3 181V182H1L0 184V187L3 189L4 187H5V184H4ZM73 183V184H72ZM12 184V183H11ZM15 183H13L12 185L14 186V188H13V190H12V187H10L9 188V186H10V182H8L6 185H8V187L7 188H5L4 190H6V192H2L1 193V195H0V236H1V238H3V239H1V241L2 240H5L6 239V242L5 241H0V244L1 243H3V242H5V244H6V246H5V248H7V250H6V257H7V259L5 260L6 261V263L7 264H40L42 261H43V263L44 264H46V263H50V260H47V258H45L46 256L48 257V255L49 254H47V253H50V248L52 247V243L54 244L53 245V247H52V249L51 250H53V251H51L52 253H50V255H49V257H52V256H59V253H56L55 254V252L56 251H59L60 252V254H62L63 255V252H64V256L63 257H65L66 259H68V260H66V259H64L63 257H62V255L61 256H59L61 259L63 258L64 259V262H66V263H68L69 261L71 262V260L72 261H74V258H75V256L72 254L73 253V248H75L76 246L78 247V245H79V243H80V245H81V243H84V242H87L88 241V239L85 241V238H83V236H85V231H83L84 233H82L81 231H79L80 229L79 228H82V225H83V227L85 226L84 225V223L85 222H89L88 221V218L89 217H91L90 216V212L89 211H87L88 209L87 208H84V207H79L80 208V210H78V208H76L75 209V211H79L83 216H86L87 214H89V217H88V215L86 216V218L87 219H83V221H85V222H80V225H81V227H80V225L79 224H77V223H79V222H77L76 224H77V226H76V228L75 227H71L70 228V224L68 225V224H64L65 226L63 227V223H65L66 221H67V218L66 217H68V214L66 213V215L63 213V212H61L60 210H58V211H60V213H58L57 212V209H55L54 211H51V212H49L50 210H53V209H51V208H49V206L48 205H46V207H42V209H44V210H42V209H39V211L37 210V204L39 205V203L41 204V198H40V201H39V203H37V201L35 202V205L33 206V209H31V210H28L27 209V207H26V204L24 203V199H22V197H23V195H22V193H20L21 192V189H20V186H19V184H16V186L14 185ZM45 184V185H44ZM66 184H68V185H66ZM50 185V186H49ZM19 186V187H18ZM25 186V185H24ZM56 186V187H55ZM67 186V187H66ZM18 187V188H17ZM58 187V188H57ZM0 188V189H1ZM74 189V188H73ZM43 190V189H42ZM41 190V194L40 193H36L37 195L38 194H40L39 196L41 197V195H42V191ZM47 190H45V191H47ZM71 190V189H70ZM64 191H66V192H64ZM6 193V194H5ZM16 193V194H15ZM65 193H66V195H65ZM9 194V195H8ZM11 194V195H10ZM14 195V196H13ZM37 195H36V197H37ZM60 195V196H59ZM22 196V197H21ZM20 197V198H19ZM57 197V196H56ZM22 199V200H21ZM21 200V201H20ZM22 202V203H21ZM23 203H24V205H23ZM43 203V202H42ZM5 204V205H4ZM60 204V205H61ZM21 205V206H20ZM26 208H24L23 206ZM70 207H69V206ZM73 205V206H72ZM14 206V207H13ZM40 206V205H39ZM61 206V207H62ZM69 207V208H68ZM60 208V207H59ZM47 209V210H46ZM64 209V208H63ZM87 209V210H86ZM43 212H42V211ZM36 211V212H35ZM37 211H38V213H37ZM23 212H25L24 214H23ZM40 212V213H39ZM49 212V213H48ZM68 213H69V211H67ZM88 212V213H87ZM71 213V212H70ZM69 213V214H70ZM26 214V215H25ZM48 214H50V215H52V216H50V215H48ZM56 214V215H55ZM63 214H64V216H63ZM29 215V216H28ZM36 215V216H35ZM48 215V216H47ZM55 215V216H54ZM60 215H62V216H60ZM22 216V217H21ZM43 216V217H42ZM57 216V217H56ZM9 217V218H8ZM16 217V218H15ZM17 217H19V219L17 218ZM56 217V218H55ZM62 217V218H61ZM41 218V219H40ZM48 218H50L51 219V221L52 220H54V221H50V219H48ZM58 218H60V219H58ZM64 218H66V221L64 222ZM92 218V217H91ZM8 219V220H7ZM30 219V220H29ZM36 219V220H35ZM44 219H46L47 221H48V223H50V224H52V223H56V229H55V227H52L51 225H48L47 224V221L46 220H44ZM55 219H58L57 221H55ZM61 219H62V221H61ZM29 221L28 222V225H26V222L24 223V221ZM36 223H38V224H34L35 222ZM45 221L46 223L45 224H47L48 226H50V227H52V228H50V227H45L46 225L43 223V221ZM89 220H90V218H89ZM91 220H93V221H91ZM90 220V222H92V223H94L95 221H94V219L92 218ZM15 221V222H14ZM18 221V222H17ZM58 221H60L61 223H60V225L61 226H58L59 225V223H58ZM31 222V223H30ZM90 222L89 223H87V224H90ZM98 222V221H97ZM97 222H95V223H97ZM15 223H17V224H15ZM43 223V224H42ZM67 223V222H66ZM81 223H83V224H81ZM94 223V224H95ZM4 224H6V225H4ZM12 224V225H11ZM8 225V226H7ZM13 225H15L14 227H13ZM19 225V226H18ZM26 225V226H25ZM39 225H41V226H39ZM45 225V226H44ZM53 225H55V224H53ZM68 225V226H67ZM78 225H79V227H78ZM17 226L18 227H20L22 230H23V233L25 234H23L21 231H20V229H18L17 228ZM22 226H24V227H22ZM34 228H33V227ZM36 226V227H35ZM3 227H6V229L8 230H6V229H4ZM9 227H10V229H9ZM12 227V228H11ZM26 227V228H25ZM62 227V228H61ZM68 227V228H67ZM16 228V229H15ZM32 228V229H31ZM39 228V229H38ZM42 228V229H41ZM59 228V229H58ZM77 228L79 229L78 231L81 233H78L77 234V232L78 231H76L77 230ZM3 229V230H2ZM12 229V230H11ZM26 229V230H25ZM31 229V230H30ZM44 229V230H43ZM51 229V230H50ZM52 229H53V231H52ZM65 229H67L66 230V232L68 233H66L65 232ZM72 229H75L74 230V233H71V232H73V230ZM15 230H19V233L17 232L16 233V235H14V236H16L15 238H13L14 236L12 235V234H14L15 233ZM29 232H28V231ZM42 230L44 231V232H42ZM48 230V231H47ZM11 231V232H10ZM34 231V232H33ZM50 231H52V232H55V233H52V232H50ZM59 231V232H58ZM64 231V232H63ZM5 232V233H4ZM36 232V234H34ZM70 232V233H69ZM11 233V234H10ZM31 233V234H30ZM39 233V236L37 237L36 235ZM40 233H41V236H40ZM5 234V235H4ZM21 234H23V235H21ZM29 234H30V236L32 235V236H34V237H30L29 238ZM47 234V235H46ZM72 234V235H71ZM84 234V235H83ZM27 235H28V237H27ZM46 235V236H45ZM56 235V236H55ZM62 235V236H61ZM65 235V236H64ZM68 235H70V236H67ZM84 239V242L83 241H81L80 242V236ZM3 236V237H2ZM12 236V237H11ZM52 236V237H51ZM73 237H75V238H73ZM76 237H79L78 238V245L76 244V242L74 241L75 239H76ZM86 238H89L90 236H88V233H86V236H85ZM33 238V239H32ZM40 238V239H39ZM63 238V240H61ZM64 238H65V241H64ZM72 238L74 239V240H72ZM7 239H10V240H7ZM24 239H25V242H24ZM57 239V240H56ZM58 239H60V240H58ZM67 239H69V240H67ZM83 239H81V240H83ZM15 240V241H14ZM56 240V241H55ZM66 240L68 241V242H66ZM38 241V242H37ZM49 241V242H48ZM60 242V243H64V244H58L59 246L60 245H63V247H57L56 249H55V246H56V244L54 243V242ZM64 241V242H63ZM72 241H74V242H72ZM9 242V243H8ZM14 244H12V243ZM40 242H42V243H40ZM66 242V243H65ZM21 243V244H20ZM29 243V245H27ZM31 243V244H30ZM44 243V244H43ZM46 243V244H45ZM76 244V246L74 245V244ZM4 244V243H3ZM2 244V245H3ZM4 244V245H5ZM12 244V245H11ZM9 245V246H8ZM34 245H36V246H34ZM38 245H39V247H38ZM42 245H44V246H42ZM57 245V246H58ZM68 245V246H67ZM75 246V247H72V246ZM82 245H85V243L84 244H82ZM80 246L81 248L79 249V247H78V250H81V249H83L84 248V246ZM10 246H12V247H10ZM24 246V247H23ZM32 248H31V247ZM47 246V247H46ZM72 247V248H68V247ZM0 247H1V245H0ZM21 248V249H19V248ZM26 247V248H25ZM45 247V248H44ZM9 248V249H8ZM35 248V249H34ZM38 250H37V249ZM39 248H41V250L39 249ZM68 249V250H66V249ZM42 249H44V251L42 250ZM55 249V250H54ZM59 249H62V250H59ZM71 249V250H70ZM77 249V248H76ZM76 249H74L75 250V252H77L76 251ZM22 250V251H21ZM40 250V252H42L41 254H42V256H44L43 258H42V256H41V254H40V252H37V251H39ZM34 251V252H33ZM47 251V252H46ZM49 251V252H48ZM63 251V252H62ZM68 251V252H67ZM70 251H72V252H70ZM27 252V253H26ZM46 252V253H45ZM53 252H54V254H53ZM62 252V253H61ZM70 252V253H69ZM25 253V254H24ZM33 253V254H32ZM34 253H37V254H35L34 255ZM45 253V254H44ZM66 253H67V255H66ZM20 254H22V255H20ZM98 254V253H97ZM18 255V256H17ZM20 255V256H19ZM34 255V256H33ZM52 255V256H51ZM35 256H39V257H41V258H38V257H36L35 258ZM74 256V257H73ZM22 258V259H21ZM30 258V259H29ZM35 258V259H34ZM45 258V259H44ZM17 259V260H16ZM24 259V260H23ZM26 259V260H25ZM71 259V260H70ZM96 259V258H95ZM94 259V260H95ZM22 260V261H21ZM40 260H42L41 262H39ZM45 260H47V261H45ZM93 260V261H94ZM11 261V262H10ZM35 261V262H34ZM46 263H45V262ZM134 261V260H133ZM132 260L130 261V263H128V264H135V262H133ZM69 264V263H68ZM139 264V263H138Z\"/></svg>",
    "mask_w": 264,
    "mask_h": 264
}]
</instances>
